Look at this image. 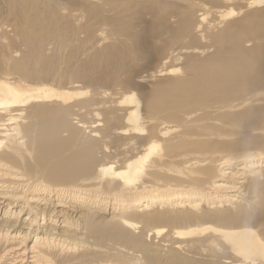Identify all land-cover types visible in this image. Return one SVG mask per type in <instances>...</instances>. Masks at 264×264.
Returning a JSON list of instances; mask_svg holds the SVG:
<instances>
[{
    "label": "bare ground",
    "instance_id": "obj_1",
    "mask_svg": "<svg viewBox=\"0 0 264 264\" xmlns=\"http://www.w3.org/2000/svg\"><path fill=\"white\" fill-rule=\"evenodd\" d=\"M189 257L264 264V0H0V264Z\"/></svg>",
    "mask_w": 264,
    "mask_h": 264
},
{
    "label": "rangeland",
    "instance_id": "obj_2",
    "mask_svg": "<svg viewBox=\"0 0 264 264\" xmlns=\"http://www.w3.org/2000/svg\"><path fill=\"white\" fill-rule=\"evenodd\" d=\"M90 46V45H89ZM88 47V46H87ZM181 64L180 65H178V67L180 68V69H182L183 68V65L181 66ZM178 67H176V68H178ZM144 71H147V69H144ZM87 86V87H86ZM105 85H102V87H98V90H99V92L98 93H100V92H102V91H106V89H107V87H104ZM94 88H96V87H91V86H89L88 84H84L83 82H81V84L80 85H78V86H76L75 87V89L76 90H79V91H81V92H88V94L87 95H85V96H83V97H81V99L83 100V101H88L89 99L87 98V97H89L90 99L92 98V96L93 95H95V96H93V98H98V100L99 99H103L104 100V98H101L100 96L98 97L96 94L97 93H95V89ZM74 88H70L69 90H73ZM85 89H86V91H85ZM103 89V90H102ZM82 90H84V91H82ZM91 93H94V94H91ZM122 93V92H121ZM117 97V100L118 99H120V97H121V95H119V96H116ZM83 98H85V99H83ZM81 99H79V101H82ZM88 99V100H87ZM102 100V101H103ZM106 101L108 100V99H105ZM190 258V261H191V264H195V263H197L198 262V260L197 259H195V258H193V257H189Z\"/></svg>",
    "mask_w": 264,
    "mask_h": 264
}]
</instances>
